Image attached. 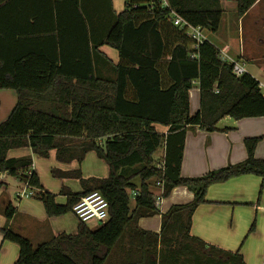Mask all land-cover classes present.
<instances>
[{"label": "trees", "instance_id": "trees-1", "mask_svg": "<svg viewBox=\"0 0 264 264\" xmlns=\"http://www.w3.org/2000/svg\"><path fill=\"white\" fill-rule=\"evenodd\" d=\"M45 1L10 15L17 0H0V90H13L17 96L0 124V174L36 189L31 198L42 204L48 218L72 213L91 192L107 201L108 218L96 230L78 221L75 235L62 233L36 247L2 228L3 242L18 247L13 264H245L239 251L209 245L190 230L210 186L246 175L264 184V159L254 158L261 138L244 140L247 158L241 163L196 178L180 174L187 127L212 132L224 118L264 117L259 83L247 73L235 77L208 40L194 49L195 42L172 23L175 13L215 34L224 12L221 0H165L167 6L163 0H125L119 13L111 0H49L46 14L39 8ZM257 1L234 0L236 16L242 18ZM12 16H19L22 29L10 28ZM101 46L117 52L114 78L96 75L94 58L107 60L98 52ZM194 83L199 110L191 116ZM161 146L163 171L154 161ZM22 148L42 159L54 151L61 164L80 165L94 153L108 174L84 179L79 169L51 170V177L77 180L81 188L80 193L62 191L65 202L60 205L41 187L36 173L27 176L29 157L8 158L9 151ZM156 182H162L163 198L176 187L193 195L190 203L172 206L162 215L158 234L137 226L139 219L159 214L150 189ZM15 213L8 204L6 222Z\"/></svg>", "mask_w": 264, "mask_h": 264}, {"label": "crops", "instance_id": "crops-1", "mask_svg": "<svg viewBox=\"0 0 264 264\" xmlns=\"http://www.w3.org/2000/svg\"><path fill=\"white\" fill-rule=\"evenodd\" d=\"M41 2L42 0H17L15 5H13V7L10 9V15H13L16 11H20L22 8L37 7V5ZM221 3L223 10L224 5L231 7V9H235L234 0H221ZM48 6H50L49 0L41 4L39 8L46 14L49 10ZM119 12L116 11V13ZM249 17L251 18L249 24L250 29L255 30L256 32L259 31L258 35L261 36V38H259L257 41V45L264 47V0H258L248 10V12L242 18H240L242 29L244 28V21ZM18 18L19 16L15 18L13 16L10 17L8 22L11 25L10 28L12 30L22 29V22H20ZM44 24L48 25L47 18ZM27 25L28 24L24 23V29H27ZM208 38L206 37L207 40ZM209 39L212 40V45L217 48L218 46L215 44L218 43L217 45H219L218 40L221 41L222 38L221 36L219 37L217 33H215L211 34V38ZM222 41H225V50L233 53L234 56H232V59L241 63L245 69V73L252 76L259 83L261 93V89H264V56L260 58L252 51L246 50L244 48V41L242 38L239 43L240 45L238 46V52H233V48H231L229 45L228 39H222ZM106 48L110 49L107 46H101L98 48L100 55H104L106 57L105 52H102L104 49L106 50ZM256 48L260 49L261 47ZM225 50H220V48L218 49L219 53ZM106 59L107 60L105 61V64L99 67V71L101 73V75H99L102 76L101 78H103L107 77L108 74L109 77L113 78V66L116 64H113V62L107 57ZM248 65L253 67L251 72L246 68ZM195 84L197 86V83H194L193 85ZM261 95L264 97V94L261 93ZM16 103L17 96L13 90H0V124L9 117ZM189 103L190 115L193 116L199 110L198 88H192L189 91ZM231 120L232 119L230 118H224L217 124L215 127L216 130L212 132L203 130L198 126H190L186 128L180 172L182 177H201L210 171L243 162L247 158V152L244 146V140L247 138H261L260 142L255 148L254 158L264 159V117L241 119L238 121ZM228 121H230V123ZM223 122H225L227 126L224 128H219V125H221ZM160 129H162L161 132H166V129ZM53 153L55 154L54 151L50 152L49 157ZM7 155L8 158L13 159L29 157L32 161L31 172L36 173L39 178V174L34 166L33 160V157H39L33 155L29 148L11 150ZM55 163L56 165L58 164V166L55 167L56 169L54 168L52 170H58L61 172L75 171L77 169H73V167L79 166V164L75 162L71 164H61L55 160ZM83 178L87 179L92 177ZM58 180L61 183L58 196H60V198H62V200L65 202V197L61 196L60 193L65 189L73 192L65 184L69 183V181H78L66 179ZM40 184L41 187L46 190L41 181ZM150 186L151 192L154 196L160 194L161 191L156 185ZM257 186L263 187L264 184L262 185L260 178L253 175L242 176L231 179L223 184L210 186L205 196L206 203L199 206L192 216L190 234L193 237L224 251L232 253L239 251L244 259L245 264H262L264 258V236H262V232L264 231V223H262L260 228L261 234L259 236L258 249L253 253H251L248 248L241 250L245 239L251 235L255 229V221L253 219L255 218L258 209L262 211V208L255 207L254 213H247L246 218L243 221V226L236 224L234 218L235 206H249L254 208L253 203L255 201L256 203H259L258 195L256 196L258 189ZM247 190H250V192L246 195ZM23 191H25V182H20L15 178L7 176L6 174H0V249L2 252V258L0 259V262L4 261L5 264H13L15 262V259H17L18 256V247L15 244L3 242V237L1 234L2 228L12 230L18 235L27 238L31 244L34 245V239H32L33 237H36L37 241H42L41 239H52L53 237H56L62 233L75 235L77 231V225L79 223L78 221V223H75V227L72 228L73 230H71L73 232H67L64 230V225L61 219L48 218L45 212L41 211L38 207H18L16 201L19 202L23 199L29 198H18V195ZM80 192L81 188L79 192L73 193ZM192 200L193 195L186 188L176 187L171 191L167 198H162V203L158 208L159 214L150 218L139 219L137 226L142 231L158 234L161 229L162 215L167 213L172 206L185 205L190 203ZM57 203L60 205L63 204V202ZM8 204H11L16 209V213L9 222H6L3 213ZM250 223L251 225L249 226ZM86 226L90 230H93L87 224ZM248 226L249 229L246 234L247 237L245 236L241 241V238L243 237L245 231H247ZM252 226L253 229L250 231ZM255 238L256 237H254V239Z\"/></svg>", "mask_w": 264, "mask_h": 264}, {"label": "rangeland", "instance_id": "rangeland-1", "mask_svg": "<svg viewBox=\"0 0 264 264\" xmlns=\"http://www.w3.org/2000/svg\"><path fill=\"white\" fill-rule=\"evenodd\" d=\"M124 3H125V0H111V5H112L113 11H115V10L118 12L122 11L124 8ZM250 21H251L250 17L247 20H245L244 21V28L242 29L241 20H240V18H238L236 16L235 9L234 8L231 9V7L224 5V12H223V16L221 19L219 31L217 32V34L219 37L221 36L222 39H226V40L228 39L229 45L231 46V48H233V52H238V46L240 45L239 43H240V40L242 38V40L244 41V48L248 51H252L255 55L262 58L264 56V47L257 45V41L259 38H261V36L258 35L259 31L256 32L255 30L250 29V25H249ZM203 36L205 38L206 37L211 38V33L203 31ZM209 38H208V41L211 43L212 40ZM239 38H240V40H239ZM222 39H221V41H222ZM221 41L218 40L219 45H217L218 43H216L215 45L218 46L217 47L218 49L220 48V50L221 49L225 50V48H224L225 47V44H224L225 41L224 42L222 41L223 43ZM220 45H222V46H220ZM256 47H261V48L258 49ZM102 52H105L106 57L108 59H110L113 62V64L118 63L117 54L114 50L106 48V50L104 49ZM223 52L230 59H232L233 58L232 56H234L233 53H230L229 51L225 50V51H222L221 53H223ZM94 64H95V68H96V75L101 78L102 76H100L101 73L99 71V67L104 65L105 62L102 61L101 59H99L98 57H95L94 58ZM246 68L248 71L251 72V69L253 67L248 65V66H246ZM113 74H114V70L112 72V75ZM103 78L110 79L111 77H109L107 74V77H103ZM193 88H198V86H196V84H195V85H193ZM261 93L264 94V89H261ZM231 121H233V120H231ZM228 122L230 123V121H228ZM219 126H220L219 128H224L227 125L225 122H223ZM157 130L160 132L162 131V129H160V128H158ZM163 133H165V132H163ZM103 143H104V141H102V144ZM163 151H164V148H163V146H161L157 150V153L154 155L155 166L161 161ZM33 160H34V166H35L36 170L38 171L40 181H41L42 185L44 186V188L50 194L55 196V200L57 202H59V203L63 202L64 203V200H62V198H60V196H58V192L60 190L61 183L58 179L52 178L51 174H50V171L58 166V164L56 165V163H55V154L54 153L51 154L50 157L47 159L33 157ZM74 168L79 169L81 171L82 177L106 178L107 174H108L107 166L105 165V163L103 161L97 159L95 157L94 153H88L85 156L82 163L79 166L73 167V169ZM150 183H153V181H151ZM65 185L68 188H70L73 192H79L80 191V188H79L80 186H79L78 182L69 181V183H67ZM257 188L258 189H257L256 196L258 195V191H261L259 203H256V201H255L253 203L254 208L249 207V206H235V213H234V218H235L236 224L243 226V221L246 218L247 213H250V212L254 213L255 207H257V208L261 207L262 208V211H260V209H258L257 214H256L255 218L253 219L255 221V229L253 230V232L254 231L255 232L254 233L252 232L253 235L251 233V235H249L248 237L246 236L248 229H249V226L251 225V223H250L248 228H247V231H245V233L243 234V237L241 238V241H242L245 236L247 237L244 241V244H243L241 250L248 248L251 253H253L254 251H256L258 249L259 236L261 234L260 228H261L262 223H264V186L261 189H260V186L259 187L257 186ZM249 192H250V190H247L246 195L249 194ZM16 202L18 204V207L26 208L29 206H36L41 211L45 212L42 204L39 201L34 200L33 198L23 199L19 202L18 201H16ZM55 218L61 219V221L64 225V230H66L67 232H73V231H71V230H73L72 228L75 227V223H78L77 222L78 220L76 219V217L74 216L73 213H67L63 216H59V217H55ZM87 225L93 230H96L99 227V224L94 222V221L87 223ZM52 236H54V235H52ZM262 236H264V231L262 232ZM254 237H256V238L254 239ZM32 239H34L33 247H36L39 244L47 242L48 240H50V239H41L42 241H37L36 237H33ZM38 242H40V243H38ZM1 258H2V252L0 249V259ZM0 264H5V262L2 261V262H0Z\"/></svg>", "mask_w": 264, "mask_h": 264}, {"label": "built area", "instance_id": "built-area-1", "mask_svg": "<svg viewBox=\"0 0 264 264\" xmlns=\"http://www.w3.org/2000/svg\"><path fill=\"white\" fill-rule=\"evenodd\" d=\"M163 5H166V1L163 0ZM171 20L175 27L180 30H183L185 34L191 38L195 44L194 49L197 48L198 44H201L206 38L203 36V30L198 27H193L189 25L185 20L179 17L175 13H171ZM219 58L222 62L228 63L231 65V72L235 77H241L245 74V69L242 64L239 62L230 59L223 53H220ZM164 147V146H163ZM164 159H165V148L163 151V155L161 157V161L156 165V168L160 171L164 170ZM31 168L27 173V176H30ZM158 189L161 191L160 194L154 196V204L155 207L158 209L162 203V182H156L155 184ZM37 190L30 187L28 182H25V191L20 193L18 198L20 197H29L31 198L33 193ZM107 210H108V203L104 199V197L99 192H91L83 197H81L78 202L72 208V213L76 217V219L81 223H89V222H96L98 224H103L107 218Z\"/></svg>", "mask_w": 264, "mask_h": 264}]
</instances>
